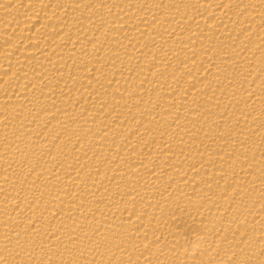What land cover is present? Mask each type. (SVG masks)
<instances>
[{
  "label": "bare ground",
  "instance_id": "6f19581e",
  "mask_svg": "<svg viewBox=\"0 0 264 264\" xmlns=\"http://www.w3.org/2000/svg\"><path fill=\"white\" fill-rule=\"evenodd\" d=\"M0 264H264V0H0Z\"/></svg>",
  "mask_w": 264,
  "mask_h": 264
}]
</instances>
